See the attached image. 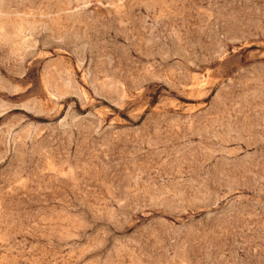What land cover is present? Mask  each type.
Here are the masks:
<instances>
[{"label":"rangeland","instance_id":"obj_1","mask_svg":"<svg viewBox=\"0 0 264 264\" xmlns=\"http://www.w3.org/2000/svg\"><path fill=\"white\" fill-rule=\"evenodd\" d=\"M0 264H264V0H0Z\"/></svg>","mask_w":264,"mask_h":264}]
</instances>
